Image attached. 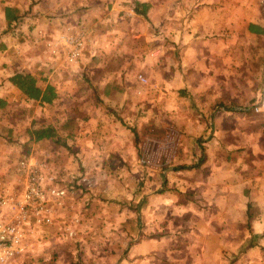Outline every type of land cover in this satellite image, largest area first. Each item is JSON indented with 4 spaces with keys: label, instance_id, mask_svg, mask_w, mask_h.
Segmentation results:
<instances>
[{
    "label": "rangeland",
    "instance_id": "rangeland-1",
    "mask_svg": "<svg viewBox=\"0 0 264 264\" xmlns=\"http://www.w3.org/2000/svg\"><path fill=\"white\" fill-rule=\"evenodd\" d=\"M134 1L133 6L142 3ZM234 1L241 6V10L236 8L237 32L229 33L230 36L220 34L224 36L223 42L218 38L221 43L211 45L204 52L191 49V56H198L191 59L203 61L200 66L204 71L199 72L193 64L191 71L198 79L192 80V85H213L209 89L213 87L220 92L215 105L223 109L214 121V113L206 114L207 120L201 129L188 128L181 122L185 116L195 114L183 111V0H153L152 4L148 3L150 8H146L150 11L149 18L133 16L125 21L107 19L116 0H100V4L95 3L99 8L85 12L89 23H96L90 33L95 41H120V45L109 44L112 47L95 54L99 63L88 64L90 74L84 72L82 63L62 64L55 74V78L60 77L55 80L61 93L57 102L40 105L13 100L8 111L0 113V121L5 123L4 126L0 122L1 182L20 189L24 172L18 169V162L24 158L33 166L45 165L44 177L48 184L68 189L52 225H42L36 232L34 238L41 237L33 251L5 264H85L92 259L87 253L89 249L96 251L97 247L102 254L100 263L116 264L115 248L129 249L132 242L146 236L137 230L141 227L137 221L154 222L160 231L171 229L150 217L153 206L167 201L163 193L157 192V199L151 203L149 195L163 187L171 189L169 185L174 181L183 182V193L177 196L183 195V206L188 207H183V223H186L183 227L190 225L187 218L192 215L206 222L214 221L209 226L214 234L202 226L205 229L202 260L197 257L198 245H195L200 242L192 238L195 232L189 234L183 229V255H186L183 264H264V110L253 109L264 93V73L252 62L264 55V34L253 38L240 30L248 20L258 19L264 25V0ZM118 3L123 8L117 11H125V7L129 10V0ZM98 14L100 20L94 18ZM3 33L4 29L0 30V54H3ZM196 34L202 38L200 33ZM209 51L213 60L207 61ZM249 58L251 62L244 63ZM227 65L231 73L224 72ZM206 67L218 72L215 78H204V82L201 79ZM67 71L70 74L65 79ZM103 71L107 72L105 79H101ZM39 73L42 71L35 74ZM43 73L49 74L46 69ZM105 83L115 87L120 83L134 94L117 96L109 103L118 115L129 112L126 125L137 155L133 160H117L109 153L96 163L80 154L79 143L73 144L65 136L73 133L77 123L86 116L90 92L95 96H91L95 98L94 105H103L96 95ZM129 107L138 110L131 112ZM119 108L125 110L117 112L115 109ZM131 115L135 118H129ZM65 121L68 127L56 137L28 139L31 126L58 127ZM190 136H195L197 141L210 140V154L213 153L210 161L205 159V146L201 161L198 148L189 149ZM198 162V170L192 174ZM182 167L183 172L177 171L170 177L163 174L164 170ZM211 169L217 175H209ZM172 194L176 197V192ZM200 201L205 202L202 207L198 204ZM246 204H249L248 210ZM123 227L125 235L120 230ZM67 229L72 230L71 235Z\"/></svg>",
    "mask_w": 264,
    "mask_h": 264
},
{
    "label": "crops",
    "instance_id": "crops-1",
    "mask_svg": "<svg viewBox=\"0 0 264 264\" xmlns=\"http://www.w3.org/2000/svg\"><path fill=\"white\" fill-rule=\"evenodd\" d=\"M111 1L115 2V0ZM119 1L120 0H116V2L113 4L114 6L110 7V10H113L108 14L107 19L112 20L110 22L125 21L127 17L133 18V16L149 18L150 11H145L144 16L133 11L134 7L141 9L140 5L133 6V3L135 4L134 0H129L130 8L128 11L127 7L124 9L125 11H117L123 8V6L118 3ZM107 2H109V0H107ZM139 2L152 4L153 0H140ZM95 3L100 4V0H0V30L4 29V33L2 34L3 39H1L3 42V54H0V99L5 101V106L0 108V113L7 112L11 107L13 100L21 99L27 101L20 90H18L8 81L9 76L13 73L27 72L38 79V84L44 80L45 84L52 85L56 93V97L52 102L54 103L57 102L61 94L59 85L55 83V80L59 79L60 77L55 78V74H58V68L62 64L71 66L78 62L79 64L82 63L84 65V63L87 62V64L84 66L82 65V68L84 72H88L90 74V66H88V64L91 62L99 63V59L95 54H100V50L112 47V45L109 44L115 43V46L120 45V41H95L93 35L90 36V33H92L91 30L94 28L96 23H89L85 12H90L91 10L99 8ZM5 7L15 9L17 14L20 15L16 21L10 22L8 25L4 20ZM107 7L108 5L105 8ZM147 8L150 7L147 6ZM236 8L241 10V6L238 5L234 0H183V33L185 34L183 40V95H185V98H183V111L185 110L189 113H195L192 117L189 115L185 116V120L181 121L182 124L188 128L195 127L196 129H201L207 120L205 119L206 114L208 115V113H211L212 115L214 113V121L216 120L215 118H217L219 110L221 109V111H223L222 108H219V105H215V103L218 102V98L220 97V92L213 87L210 89L208 87L210 85L209 79L215 78V75L218 72L217 69L213 67H206V72L204 73V77L201 80H204V78H209V85H206L205 83L192 85V80L198 79L196 77L197 74L191 71L193 64H196L199 72H201L203 69L200 65L203 64V61H193L191 58H197L198 56H191V51L193 48H199L204 52L205 49L211 48V45L220 44L221 42L220 40H217L218 38H221L223 42L224 36L221 37L220 34L226 33L230 36L229 33L237 32ZM249 9L251 10V6ZM94 18H96V20H100L101 15L98 14L96 17L94 16ZM94 18L91 19V21H94ZM248 24L252 26L253 31L249 32L247 30ZM78 27H82L84 31V46L76 63H65L63 59V52L61 54H50L46 43L58 38V35L64 33L66 29H70V31H76ZM240 30L243 32V34L255 38L262 36L261 33H264V25L258 19L248 20L246 25L241 27ZM196 32L200 33L202 38H200ZM91 37L93 39H91ZM211 56V51H209L208 56L205 58H210ZM257 58L258 57H255L252 62H255V65H257V68L262 73L260 67L262 59L258 60ZM100 60L105 61L104 59ZM210 60H213V58L207 59V61ZM250 62V58L244 61L246 64ZM228 68V65L223 68L224 72L231 73V70H229L230 68ZM44 69L48 71V76L44 75ZM39 70L40 72L42 71V74H35L36 72H39ZM244 71L247 70L244 69ZM66 73L67 74H65L63 78L68 79L69 77L67 75L70 73L69 71ZM101 75V79H105L107 72L103 71ZM204 82H206V79ZM117 84H119V87H115L110 83H105L101 86L99 91H97L96 96L101 101V103H103V105H99L98 107L94 105L95 98H91V96L94 95H92V92L89 93V103L86 116L82 117V120L77 123L78 128H75L73 133L68 136L70 140H73V144H80V154L87 156L88 160H96V163L102 158H107L110 154L115 156L114 159L123 161L130 159L133 160L137 156L135 155L136 150L133 147L134 144L129 137V132L126 125V122H129V112L125 111L124 113L118 115L114 111V105L109 104L111 99L116 98L117 96H121L123 98L126 95L134 96V94L130 89L120 85V83ZM120 104H123V102ZM129 108L132 110L131 112H133V110H138L137 107ZM115 110L120 112L125 109L119 108ZM73 111L75 110L73 109ZM150 115L154 117L153 113ZM129 118L133 119L135 117H132L131 115ZM0 122L1 124L3 123V125L5 124L3 120ZM1 124L0 129L2 128ZM9 126L10 125H8V127ZM9 131L10 130L7 129V132ZM69 142L72 143L71 141ZM210 143V140L207 138H201L199 141H197L195 136L188 137L187 141L189 149L198 148L201 159L204 158V152L207 150L205 159L208 161L213 158V153L210 154ZM203 146L206 147L205 151L203 150ZM187 155L189 156V154ZM208 164L210 165L211 163ZM183 167L180 170L175 171H171L173 169L169 170L168 172L164 170L163 174L166 178L170 177V174H174L177 171L183 172ZM195 170L196 171H194L192 174H195L198 168ZM208 173L209 175H213L216 173V171L211 169L208 171ZM205 174L207 173H203V175ZM169 186H172V188L166 189L163 187L158 189L156 192L151 193L149 195V203H151V200L157 199L155 197L157 192L163 193L162 197L167 201L153 206L151 208L153 215H150V217L151 220L152 218L153 220L156 218L157 223H165L164 228L167 224L169 225V229L170 227L171 229L168 231V229L165 228L163 231H160V229L156 226V224L154 225V222L152 221V223H149L148 221L145 222L143 220L137 221L136 224L138 226L141 225V227L137 228V230L140 229V231H142L144 234L146 233V236L142 239L132 242L129 249H112L116 252L115 255L118 257L116 264H183L186 258V255H183V229L189 234L195 232L192 238H195V240L200 242L199 244L195 242V245H198L197 252L199 254H197V257L199 256L200 260H202L205 250L203 240L205 229H203L202 226L206 227V232L209 234H214L212 228L209 230V226L214 221L210 220L206 222L203 221V219L194 217L192 215L187 218V222L190 225L183 227V224H186L183 223V207L186 206H183V195L180 197L177 196L180 192L183 193V182L178 183V181H174V183H170ZM173 192H176V197L172 194ZM188 196L191 200L190 195ZM198 204L200 207H202L205 202L202 203L200 201ZM185 205L187 204L185 203ZM120 230L122 235L127 234L125 233L124 227L120 228ZM40 237L41 235H39L38 238H33V244L30 245L28 254L33 251L35 246H37V242ZM87 237L88 235L86 238ZM132 238V240H135V237ZM186 242L188 243L187 240ZM99 248L100 247H97L95 249L96 251L89 249L87 253L91 255L92 259L89 263L85 262V264H107L100 263L102 254L100 253ZM211 256H214V253Z\"/></svg>",
    "mask_w": 264,
    "mask_h": 264
},
{
    "label": "built area",
    "instance_id": "built-area-1",
    "mask_svg": "<svg viewBox=\"0 0 264 264\" xmlns=\"http://www.w3.org/2000/svg\"><path fill=\"white\" fill-rule=\"evenodd\" d=\"M83 32L82 27L76 31L66 29L58 38L46 43L50 54L63 52L65 63H76L84 46ZM253 109L264 110V93ZM28 160L23 158L18 162V169L24 172L20 189L5 186L0 180V264L29 251L34 234L42 225H52L62 199L68 193L66 187L45 181V165L33 166ZM67 230L70 235L71 231Z\"/></svg>",
    "mask_w": 264,
    "mask_h": 264
},
{
    "label": "trees",
    "instance_id": "trees-1",
    "mask_svg": "<svg viewBox=\"0 0 264 264\" xmlns=\"http://www.w3.org/2000/svg\"><path fill=\"white\" fill-rule=\"evenodd\" d=\"M141 9L133 8L137 14L144 16L146 8L148 4L140 3ZM20 17L17 14V11L10 7L4 8V20L8 25L10 22L16 21ZM247 30L253 31V28L250 24L247 25ZM255 32V31H254ZM256 33V32H255ZM264 33L262 32L261 35ZM82 52V51H81ZM262 57V63L260 64L261 71L264 73V55H260ZM8 81L16 87L20 92L24 95L25 100L30 102H37L40 105L43 104H51L56 97L55 89L50 84H44L43 86L39 83L38 79H36L33 75L27 72H15L9 76ZM5 106V101L0 99V108ZM67 121L59 125L58 127H54L51 124L42 125L39 127H33L29 129L28 139L37 141L42 138H53L58 136V132L65 130L67 126ZM66 136H70V133H67ZM63 143V142H62ZM201 161V158L199 159ZM200 162H198L195 166L198 168ZM249 204H246V210H248ZM28 254V252L26 253Z\"/></svg>",
    "mask_w": 264,
    "mask_h": 264
}]
</instances>
